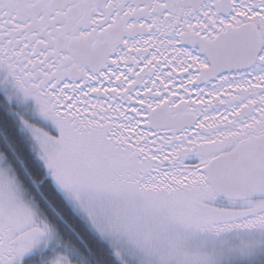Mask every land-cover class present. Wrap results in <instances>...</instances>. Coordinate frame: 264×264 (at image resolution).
<instances>
[{"label": "snow or ice", "instance_id": "snow-or-ice-1", "mask_svg": "<svg viewBox=\"0 0 264 264\" xmlns=\"http://www.w3.org/2000/svg\"><path fill=\"white\" fill-rule=\"evenodd\" d=\"M0 90L115 264H264V0H0ZM0 152V264L59 238ZM47 264H73L56 254Z\"/></svg>", "mask_w": 264, "mask_h": 264}, {"label": "trees", "instance_id": "trees-1", "mask_svg": "<svg viewBox=\"0 0 264 264\" xmlns=\"http://www.w3.org/2000/svg\"><path fill=\"white\" fill-rule=\"evenodd\" d=\"M20 114L7 104L0 94V152L7 155L14 150L17 156L25 160L27 170L20 168L17 176L30 194L35 192L34 198L40 212L56 231L61 249L55 254H69L73 264H115L109 248L91 232L82 219L71 212L72 210L47 180L40 188L41 190L51 188L55 194V202L47 204L41 199L39 191L29 178L28 170L39 171L41 175L44 171L36 161L26 136L21 132L20 122L17 120ZM48 257V254L42 256L44 261H47Z\"/></svg>", "mask_w": 264, "mask_h": 264}, {"label": "rangeland", "instance_id": "rangeland-1", "mask_svg": "<svg viewBox=\"0 0 264 264\" xmlns=\"http://www.w3.org/2000/svg\"><path fill=\"white\" fill-rule=\"evenodd\" d=\"M1 92H2L3 95H4V91L1 90ZM25 113H26V115L28 116L27 112H25ZM25 113H24V115H23V114H20V116H18V119H17V120H18L19 122H20V120H21V117H23L24 119L27 120V118H26V116H25ZM20 127H21V132L26 136L27 141L30 143V146H31V149H32L31 151H33L34 154H35V156H36V153H35V151L33 150V147H32L33 141L31 140L29 133H28V132L22 127L21 122H20ZM36 158H37V160L39 161V159H38L37 156H36ZM39 162H40V161H39ZM40 163H41V162H40ZM41 165H42V164H41ZM57 192H58V191H57ZM58 193H59V192H58ZM59 194H60V193H59ZM60 196L64 199L63 201L66 202V204L70 207V209L73 211V213H74L77 217L81 218V219L87 224V226L89 227V229L94 233V235H95L99 240H101V241H102V242H103V243L109 248V245H108L107 241L104 240L103 238H101V237L99 236V234L89 226V224L87 223V221L85 220V218H84L81 214H79L78 212H76V211L72 208L71 204H70V203H69V202L63 197L62 194H60ZM41 214H42V213H41ZM42 216H43V215H42ZM43 217H44V216H43ZM44 218H45V217H44ZM59 246H60V243L57 244V243H55V242H53L52 244H49L47 247L40 246V247H38L37 249L33 250L32 252L26 254L25 257L22 259L21 264H23V261H24L25 259H27L28 257H30V256L37 255V254H40V253L42 254V252L45 253V251L48 250V249L54 250L55 248H59ZM109 250H110V248H109Z\"/></svg>", "mask_w": 264, "mask_h": 264}, {"label": "flooded vegetation", "instance_id": "flooded-vegetation-1", "mask_svg": "<svg viewBox=\"0 0 264 264\" xmlns=\"http://www.w3.org/2000/svg\"><path fill=\"white\" fill-rule=\"evenodd\" d=\"M8 102L12 104L14 107H16V109L19 108V109H23L24 111H27L28 113H30L32 121L40 123L39 119L33 113L34 102L28 101L27 103H20L16 100L8 101Z\"/></svg>", "mask_w": 264, "mask_h": 264}]
</instances>
